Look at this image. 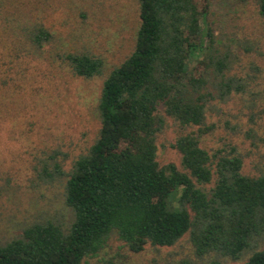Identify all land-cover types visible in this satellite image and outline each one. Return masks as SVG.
Masks as SVG:
<instances>
[{
	"label": "rangeland",
	"instance_id": "obj_1",
	"mask_svg": "<svg viewBox=\"0 0 264 264\" xmlns=\"http://www.w3.org/2000/svg\"><path fill=\"white\" fill-rule=\"evenodd\" d=\"M199 25L205 35L186 65V76L202 79L207 129L198 136L209 154L236 155L240 171L256 176L264 161V33L253 0H207ZM137 0H0V63L14 78L1 94L0 245L34 223L65 228L71 213L63 203L65 174L96 137L101 82L133 49L138 26ZM46 33V37L38 33ZM86 54L102 62L99 74L77 77L65 56ZM208 59L226 63L222 76ZM219 81L230 91L218 95ZM164 124L156 133L155 159L182 170L170 146L197 126H182L157 108ZM55 167L58 172L54 171ZM203 186L208 189L214 181ZM174 203V197H170ZM190 215L192 213L190 212ZM211 251L197 255L184 233L170 246L145 244L127 249L110 235L105 246L82 264H241Z\"/></svg>",
	"mask_w": 264,
	"mask_h": 264
},
{
	"label": "trees",
	"instance_id": "obj_2",
	"mask_svg": "<svg viewBox=\"0 0 264 264\" xmlns=\"http://www.w3.org/2000/svg\"><path fill=\"white\" fill-rule=\"evenodd\" d=\"M253 1L264 33V0ZM137 4L133 49L101 82L96 137L65 174L62 196L70 222L64 229L51 222L24 228L19 237L0 245V264H82L110 235L139 252L145 244L170 246L186 232L197 255L213 251L237 260L252 248L241 264H264V161L256 176H248L240 171V157L209 154L199 146L198 136L207 126L203 95L194 96L193 87L202 79L187 77L186 65L202 48L203 37L211 35L199 25L207 0ZM40 35L46 37L43 32L35 39ZM65 58L77 77L100 72L99 58ZM208 62L222 76L226 63ZM3 65L1 94L14 81ZM217 86L219 96L230 91L227 81ZM159 105L180 125L197 126L196 134H180L170 144L180 155L182 170L172 163L160 167L155 159V136L164 124ZM212 173L213 184L206 189Z\"/></svg>",
	"mask_w": 264,
	"mask_h": 264
}]
</instances>
